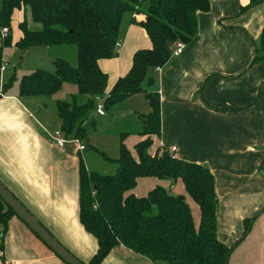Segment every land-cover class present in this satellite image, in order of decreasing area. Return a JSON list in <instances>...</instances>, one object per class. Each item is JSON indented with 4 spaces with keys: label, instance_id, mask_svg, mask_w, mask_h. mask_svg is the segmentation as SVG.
<instances>
[{
    "label": "crops",
    "instance_id": "obj_1",
    "mask_svg": "<svg viewBox=\"0 0 264 264\" xmlns=\"http://www.w3.org/2000/svg\"><path fill=\"white\" fill-rule=\"evenodd\" d=\"M249 2L210 0V11L198 15V34L183 54L171 56L163 68L151 72L155 86L145 85L147 93L106 110L104 117L94 113L86 124L94 123L87 138L111 131L117 147L125 134L124 144L136 158L135 147L146 139L141 135L142 117L152 112L146 95H158L161 133L152 138L149 153L177 148V158L211 171L219 201L218 238L228 247L241 240L245 221L264 209V62L252 65L261 45L264 3L240 13ZM134 17L123 22L115 57L99 62L108 76L107 93L129 74L137 52L153 48L146 30L132 23ZM41 29L40 24L30 25V31ZM22 36L21 30L14 32L12 46ZM35 49L41 48L25 54ZM6 72L0 69V182L62 246L88 264L99 246L80 222V159L84 161L87 148L77 153L50 143L46 132L61 130L58 113L49 112L45 97L22 98L19 88L15 92L9 90L12 86L5 88ZM158 186L184 197L193 214L182 182L171 185L144 178L133 193L146 197ZM197 220L199 226L201 212ZM0 264L66 263L13 217L5 235L0 228ZM101 264L153 263L121 247ZM230 264H264V213L234 249Z\"/></svg>",
    "mask_w": 264,
    "mask_h": 264
},
{
    "label": "trees",
    "instance_id": "obj_2",
    "mask_svg": "<svg viewBox=\"0 0 264 264\" xmlns=\"http://www.w3.org/2000/svg\"><path fill=\"white\" fill-rule=\"evenodd\" d=\"M264 3L250 0L240 13ZM29 9L40 31H30L27 23L20 24L23 33L16 47L25 53L31 48L75 46L78 64L58 59L55 72L37 70L23 76L19 83L22 98L54 97L63 86L76 87L77 96L71 103L58 101L57 113L61 130L67 137L87 139L86 125L95 112L94 98H106V110L124 100L147 93L150 73L163 68L171 59L174 44L189 45L198 34V15L210 11V0H0V39L3 28L9 37L0 49V69L4 47L12 46L11 26L16 11ZM146 30L153 48L134 55L129 74L120 79L107 93L108 76L99 62L112 59L126 15ZM144 19L137 22V16ZM171 43L169 47L168 44ZM264 62V27L261 45L255 51L252 65ZM13 78L5 88L12 86ZM152 112L142 117L141 135L146 139L135 147L136 158L121 136L120 157L114 175L88 172L80 159V222L86 232L98 241L99 249L88 264H101L114 250L121 247L139 254L153 264H230V257L239 242L264 213L245 221L241 240L228 247L218 238L215 178L199 164L186 162L167 149L155 155L149 153L152 138L161 133V103L158 95H146ZM155 178L176 185L182 182L188 195L199 206L201 220L196 226L186 199L174 196L158 186L146 197L133 191L138 181ZM17 217L0 198V228L5 235L8 224Z\"/></svg>",
    "mask_w": 264,
    "mask_h": 264
},
{
    "label": "rangeland",
    "instance_id": "obj_3",
    "mask_svg": "<svg viewBox=\"0 0 264 264\" xmlns=\"http://www.w3.org/2000/svg\"><path fill=\"white\" fill-rule=\"evenodd\" d=\"M16 12L17 14L12 20V34L21 30L19 26L22 23H27L28 29L30 30V25H34V23L31 20L29 9L25 8ZM128 16L130 15H126L124 21ZM1 41L0 39V48H2ZM2 55V64L7 69L4 76L7 81L13 78L12 87L9 89L13 92L19 88V83L23 76L29 75L37 70H45L54 73V62L58 59L67 61L74 67L78 64L77 49L75 46L54 47L48 50L47 48H41L40 50H31L26 54L22 53L16 46H11L4 47ZM77 95L76 87L71 84H66L56 96L44 98L46 99V108L50 113L55 114L57 113L58 101L71 103L74 96ZM92 128V126H88L87 129L93 130L94 128ZM82 141H84L87 148V152L83 157L87 171L106 176L114 175L118 168L116 161L120 157L121 149L116 146L114 134L108 131L107 133L103 132L102 134L94 136L89 135L87 139ZM187 200L192 205L193 215H195V221L198 224L199 219L197 220V218L200 215V209L189 196H187Z\"/></svg>",
    "mask_w": 264,
    "mask_h": 264
},
{
    "label": "water",
    "instance_id": "obj_4",
    "mask_svg": "<svg viewBox=\"0 0 264 264\" xmlns=\"http://www.w3.org/2000/svg\"><path fill=\"white\" fill-rule=\"evenodd\" d=\"M171 46V43L168 44ZM155 86V79L150 78L146 84L148 89ZM0 198L11 208L15 215L64 263L84 264L62 246L23 206V204L0 182Z\"/></svg>",
    "mask_w": 264,
    "mask_h": 264
},
{
    "label": "built area",
    "instance_id": "obj_5",
    "mask_svg": "<svg viewBox=\"0 0 264 264\" xmlns=\"http://www.w3.org/2000/svg\"><path fill=\"white\" fill-rule=\"evenodd\" d=\"M9 37V30L7 28H3L1 31V40L4 41ZM121 45L118 43L117 48L119 49ZM185 49V44L182 42H177L174 44L172 57H180ZM5 70V66H2L1 71ZM95 102V115L98 117H104L106 115V98L102 96H96L94 98ZM47 140L56 145L59 148H66L67 146L72 147L77 153H82L86 151V146L84 142L77 137H67L66 134L62 130H55L52 132L47 131ZM172 155H175L177 152V148H172L170 150Z\"/></svg>",
    "mask_w": 264,
    "mask_h": 264
}]
</instances>
